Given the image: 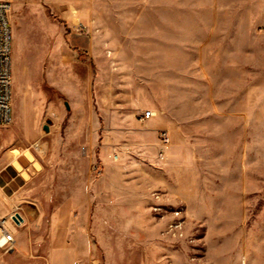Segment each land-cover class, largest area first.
Masks as SVG:
<instances>
[{"label":"rangeland","instance_id":"374dc122","mask_svg":"<svg viewBox=\"0 0 264 264\" xmlns=\"http://www.w3.org/2000/svg\"><path fill=\"white\" fill-rule=\"evenodd\" d=\"M8 1L0 264H264V0Z\"/></svg>","mask_w":264,"mask_h":264},{"label":"built area","instance_id":"2783aa9c","mask_svg":"<svg viewBox=\"0 0 264 264\" xmlns=\"http://www.w3.org/2000/svg\"><path fill=\"white\" fill-rule=\"evenodd\" d=\"M10 3L0 0V125L9 124L13 115V67H12V30L9 20ZM154 115L151 109L141 114V120L146 121ZM164 143L169 136L162 133ZM23 217L19 213L0 215V249L15 248V230L22 224Z\"/></svg>","mask_w":264,"mask_h":264},{"label":"crops","instance_id":"0c3cea01","mask_svg":"<svg viewBox=\"0 0 264 264\" xmlns=\"http://www.w3.org/2000/svg\"><path fill=\"white\" fill-rule=\"evenodd\" d=\"M3 207H5V204H3V199H2V197H0V212H1L0 214L1 215H2V213H5Z\"/></svg>","mask_w":264,"mask_h":264},{"label":"water","instance_id":"95a60500","mask_svg":"<svg viewBox=\"0 0 264 264\" xmlns=\"http://www.w3.org/2000/svg\"><path fill=\"white\" fill-rule=\"evenodd\" d=\"M50 121V120H49ZM45 130H49V127L48 125H45Z\"/></svg>","mask_w":264,"mask_h":264}]
</instances>
